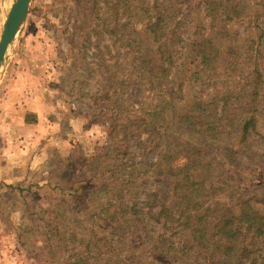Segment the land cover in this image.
<instances>
[{"label": "rangeland", "instance_id": "374dc122", "mask_svg": "<svg viewBox=\"0 0 264 264\" xmlns=\"http://www.w3.org/2000/svg\"><path fill=\"white\" fill-rule=\"evenodd\" d=\"M76 1L30 0L26 18L0 68V264H62L83 251L86 242L90 245L89 264H131L134 258L148 257L150 242L160 230L153 220L155 210L133 217L125 208L134 207L135 212L140 208L145 214L146 207L141 206L144 196L156 188L166 193L171 185L167 178L153 174L157 162L171 145L186 138L195 144L198 138L191 134L183 139L172 126L171 140L164 138L155 147L156 138L146 141L143 135H119L122 126L131 132L119 118L124 120L125 114L134 111L168 116L173 82L177 84L199 69L211 73L221 61L227 68L212 72L221 77L220 90L224 70L234 68L232 62H242L246 50L258 46L261 32L259 46L264 50V19L255 21L252 16L254 10L264 12V0H219L238 6L243 15L226 23L221 29L224 36L217 35L219 29L207 27L209 18L204 11L210 0H172V6L179 4L175 8L186 18L175 15L181 27L172 36L174 66L167 78H161L156 73L157 44L145 30L153 0H126L118 12L119 22L133 29L126 37L139 44L146 58L143 69L134 73L136 64L121 57L128 48L125 41H116L123 40L120 34L99 29L95 35L89 28H78L89 6ZM10 4L11 0H0V35ZM101 11L99 17L108 20ZM258 23L260 30L253 27ZM204 40L211 43L203 44ZM134 48L137 46L131 50ZM226 51L230 57L218 60L217 52ZM235 68L225 87H234L233 75L238 72L247 81L253 80L246 60ZM210 88L203 86L201 95ZM191 90L199 88H185L177 98L192 94ZM258 113L257 130L263 140L248 149L237 147L233 131L203 139L217 160L228 161L235 154L241 163L242 187L263 189L264 97ZM172 157V165L183 163L180 156ZM119 194L115 205L125 215L110 224L109 204ZM72 195H76V203Z\"/></svg>", "mask_w": 264, "mask_h": 264}, {"label": "trees", "instance_id": "16d2710c", "mask_svg": "<svg viewBox=\"0 0 264 264\" xmlns=\"http://www.w3.org/2000/svg\"><path fill=\"white\" fill-rule=\"evenodd\" d=\"M76 3L89 6V10L77 24L78 28H89L94 34L95 31L99 33V29H104L111 35L120 34L123 40L116 41H125L124 46L128 48L121 52V57L136 64L134 73L141 71L146 58L141 54L139 44L126 37V33L131 35L134 31L128 23L119 22L118 12L126 0H77ZM172 4V0H153L152 14L145 25L146 32L152 36L153 43L157 44L154 49L158 58L156 73L161 78H167L172 72V36L174 30L181 27L176 18L181 12L175 8L179 4ZM205 9V16L209 18L207 27L219 29L218 36H224L221 29L226 23H233L243 17L238 6H228L219 0L208 1ZM101 10L107 13L108 20L99 17ZM181 16L185 20V13ZM252 16L255 21L264 19V12L259 14V11L254 10ZM253 27L260 30L259 23ZM212 34L210 32V38ZM260 35L258 46L247 49L242 62H232L237 66L246 60L252 71L248 72V76L253 77L252 81H247L246 76L241 77L238 72L233 75L236 80L234 87H225L226 81L230 80V72L236 70L235 66L230 65L234 68L224 70L222 74L226 77L219 90L217 83L221 77L212 72H215V68L227 66L218 61L219 66L216 67L217 62L211 73L205 74L204 70L199 69L186 79H179L177 84L172 83L174 90L168 94V116L159 112L134 111L125 114L124 120L119 118L131 131L128 132L122 126L124 129L119 130V135L125 138L126 134L134 133L135 137L145 136L146 141L156 138L155 147L164 138L171 140L172 136L169 134L172 126L178 128V135H183V139L191 134L198 138L195 144L186 138L171 145V150L168 149L166 155L157 162L153 174L155 177L167 178L171 185L166 193H160L159 188H156L144 196L141 206L146 207L145 214L140 213V208L138 212H135L134 207L125 208L128 215L133 217H144L155 210L153 220L160 225L155 239L150 242L151 252L148 257L144 260L134 258L131 264H264V188L242 187L241 163L235 159V154H231L228 161L217 160L211 156L203 139L211 140L228 130L235 133V144L242 149H248L263 140L257 130L258 107L264 97V65L258 62L261 60L264 64V50H260L262 45L259 46ZM202 43L211 42L204 40ZM133 46L137 48L131 50ZM229 53L217 52L218 60L220 56L230 57ZM98 54L101 52L98 51ZM113 68L116 71L119 69L116 64ZM205 85H211L210 92L202 96V87ZM193 87H198L199 90H191L192 94L177 98L185 88ZM24 123L27 121L24 120ZM173 154L180 156L183 163L172 165ZM117 192L120 193L119 190ZM76 195L71 196L74 203ZM119 200L120 194L119 197L112 198L113 204H109L112 207L107 216L110 224L116 223L125 215L123 208L115 205ZM103 212L107 213L108 209ZM69 236L70 241L74 242L73 235ZM172 236L175 237L174 240ZM82 243L79 241L80 245ZM82 245L83 251L65 258L62 264H89L87 253L90 245L87 242ZM94 264L109 263L97 261Z\"/></svg>", "mask_w": 264, "mask_h": 264}, {"label": "water", "instance_id": "95a60500", "mask_svg": "<svg viewBox=\"0 0 264 264\" xmlns=\"http://www.w3.org/2000/svg\"><path fill=\"white\" fill-rule=\"evenodd\" d=\"M29 4L30 0H11L0 35V68L4 63L8 48L11 46L26 18Z\"/></svg>", "mask_w": 264, "mask_h": 264}]
</instances>
